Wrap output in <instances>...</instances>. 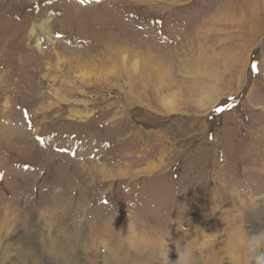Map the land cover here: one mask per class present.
Returning a JSON list of instances; mask_svg holds the SVG:
<instances>
[{"label": "rangeland", "instance_id": "1", "mask_svg": "<svg viewBox=\"0 0 264 264\" xmlns=\"http://www.w3.org/2000/svg\"><path fill=\"white\" fill-rule=\"evenodd\" d=\"M0 264H264V0H0Z\"/></svg>", "mask_w": 264, "mask_h": 264}, {"label": "bare ground", "instance_id": "2", "mask_svg": "<svg viewBox=\"0 0 264 264\" xmlns=\"http://www.w3.org/2000/svg\"><path fill=\"white\" fill-rule=\"evenodd\" d=\"M166 102V101H165ZM169 102V101H168ZM167 103V102H166ZM168 110L170 111V113H174V112H176L174 109H175V104L174 103H172L171 101L168 103ZM209 112V111H208ZM227 241H229V240H227ZM240 241V240H239ZM239 241H235L234 239H231V243H232V245H234L236 242H239ZM232 245H230L232 248H233V246ZM236 248H238V246H236Z\"/></svg>", "mask_w": 264, "mask_h": 264}]
</instances>
